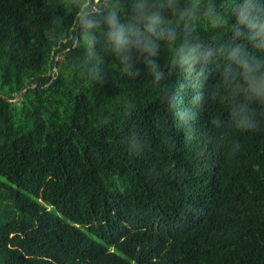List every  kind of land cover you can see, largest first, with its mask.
I'll list each match as a JSON object with an SVG mask.
<instances>
[{"label":"trees","instance_id":"obj_1","mask_svg":"<svg viewBox=\"0 0 264 264\" xmlns=\"http://www.w3.org/2000/svg\"><path fill=\"white\" fill-rule=\"evenodd\" d=\"M237 4L243 0H0V264L20 263L29 220L21 208L55 176L74 193L51 213L81 229L107 264H264V116L257 130L237 132L228 105L213 99L233 48L264 59L237 24ZM253 4L264 8V0ZM141 8L160 13L159 27L174 31L176 45L193 33L211 55L184 72L170 66L174 45L162 41V79L132 86L125 69L137 46L117 50L106 21L116 12L127 29ZM87 19L96 26L86 29ZM145 98L156 110L144 122L127 118ZM112 138L143 149L148 162L200 151L178 189L174 178L164 184L188 194L181 209L144 197L137 171L102 162L96 192L74 189L73 170L102 161L101 142ZM233 141L241 145L234 155ZM56 242H44L52 264L76 255Z\"/></svg>","mask_w":264,"mask_h":264},{"label":"rangeland","instance_id":"obj_2","mask_svg":"<svg viewBox=\"0 0 264 264\" xmlns=\"http://www.w3.org/2000/svg\"><path fill=\"white\" fill-rule=\"evenodd\" d=\"M168 32V28L161 26L157 31ZM182 41L187 39L189 43H198V38L193 33H185ZM162 41H157L160 44ZM157 55L149 56L140 47L135 50L126 66L127 81L134 87L141 83L149 82L154 74L151 62L157 65V71H161V64L157 60ZM157 103L145 98L142 107L133 112L127 118L138 122H144L148 112H154ZM102 161L95 164H84L73 170L74 189L79 190L83 195L96 192L97 185L101 181L99 167L101 162L108 169L126 168L137 171L138 179L144 183L141 191L146 198H154L163 204L172 205L173 208L181 209L187 200L188 194L177 195L171 188L165 190L164 184L174 178L175 183H171L174 189L179 188L181 178L188 175L194 169L196 161L200 159V151L197 150L189 156L178 157L174 160L148 162L143 149L136 146H129L116 138L101 142ZM182 165L181 169L173 170V166ZM62 178L55 176L35 185L32 188L34 200L23 205L21 210L26 211L29 220L23 224L21 242V261L17 264H52L51 257L45 253L44 242L48 238H53L60 245L69 244L75 251L74 257L66 259L58 264H107L97 255L95 244L84 236L81 229L75 226H63L51 208H62L71 198L74 191L66 192L61 187Z\"/></svg>","mask_w":264,"mask_h":264},{"label":"clouds","instance_id":"obj_3","mask_svg":"<svg viewBox=\"0 0 264 264\" xmlns=\"http://www.w3.org/2000/svg\"><path fill=\"white\" fill-rule=\"evenodd\" d=\"M236 8L238 9L235 13L237 24L244 26L247 39L256 41L253 47L264 53V21L260 19L264 16V8L254 5L253 0H243V4H237ZM106 22L109 27V39L114 42L117 50L131 41L149 56H154L159 48L157 41L166 40L170 45H174L170 66L178 70L182 69L184 72L191 71L201 58L206 59L211 55L210 50L202 52L199 43H189L187 39L176 45L177 37L171 29L167 33L162 30L157 31L159 25L164 23L158 11L149 12L141 8L132 26L127 29L120 23L116 12L110 13ZM141 22L144 25L143 31L139 27ZM213 23L218 24L215 20ZM95 26V21L91 19L85 21L86 29ZM241 36L244 38L243 34ZM87 43L91 46L92 40H87ZM224 60L226 63L222 80L216 86L213 99L218 98L221 103L228 105V117L232 129L237 132L255 131L260 126L259 118L264 116V111H258L253 107L255 104L264 109V59L254 57L238 45L224 56ZM151 67L154 74L153 83H158L162 79V72L157 71L154 62H151ZM165 94L169 107L175 108L176 96L169 94L167 89ZM240 147L238 142L233 141L232 154L238 152Z\"/></svg>","mask_w":264,"mask_h":264}]
</instances>
